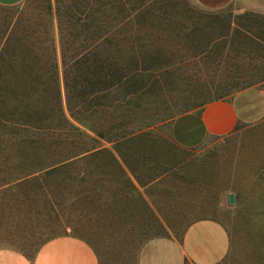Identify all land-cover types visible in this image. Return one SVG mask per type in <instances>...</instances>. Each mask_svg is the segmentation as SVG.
<instances>
[{"label": "rangeland", "instance_id": "obj_1", "mask_svg": "<svg viewBox=\"0 0 264 264\" xmlns=\"http://www.w3.org/2000/svg\"><path fill=\"white\" fill-rule=\"evenodd\" d=\"M127 1L128 7L143 3L145 16L153 20L154 27H145V32L163 39L169 38L170 32L189 30L181 24L211 22L214 37L224 45L211 60L185 55L190 63L185 68L177 69V62L165 70L150 71V76L131 90L135 94L123 95L122 88H115L111 99L119 94L125 96V102L117 108L100 106L94 115L97 128L106 137L86 129L96 139L87 141V146L94 148L65 161L58 172L25 174L23 162L16 159L6 169L8 159L0 153V246L32 254L40 242L66 231L86 240L100 264H138L146 240L179 238L193 220L213 217L230 237V248L220 264H264V114L249 117L229 135L210 138L194 148L179 146L171 131L176 116L200 109L217 94L239 103L255 99L252 91L261 86L264 76V13L244 7L242 0L220 10L204 9L194 0ZM50 2L55 7L56 0ZM45 4L46 0H23L0 7V17L34 15ZM164 17L172 23L165 30L157 23H166ZM129 18L132 21H123L112 31L120 39L139 30L133 22L135 14ZM157 46L174 48L165 40L157 41ZM182 54L177 52L172 61H181ZM58 65L65 105L63 70ZM236 67L240 81L254 84L228 86L236 81V72H229ZM244 91L251 92L242 97ZM95 100L104 101L105 97L97 94L87 103ZM116 134L132 140L120 144L128 139L115 140ZM127 146L139 150L138 154L130 150L128 161L131 166L142 164L138 169L142 181H147L145 173L160 174L150 190L139 186L118 155V151L128 153ZM106 151L116 156L120 171ZM121 171L140 187L141 197L130 195ZM229 194L233 195L232 204Z\"/></svg>", "mask_w": 264, "mask_h": 264}, {"label": "trees", "instance_id": "obj_2", "mask_svg": "<svg viewBox=\"0 0 264 264\" xmlns=\"http://www.w3.org/2000/svg\"><path fill=\"white\" fill-rule=\"evenodd\" d=\"M128 3L127 0H56L53 7L50 0H46V4L37 9L34 15L16 19L0 17V153L4 159H8L4 168L7 169L10 162L16 159L23 162L25 174L58 172L65 161L82 157L90 148H94L87 146V141L96 142V139L88 135L86 129L100 138L106 137L105 132L97 128L94 115L100 106L117 108L125 102V96L119 94L111 99L115 88H122L123 95L135 94L136 91L131 90L145 77L148 78L150 71L167 69L177 62L180 63L177 69L185 68L186 64H190L185 61V55L211 60L224 45L214 37L212 29L215 27L211 22L190 26L181 24L189 30L170 32L169 38L163 39L150 31L145 32V27L150 30L154 27L151 24L153 20L145 16L143 3L130 7ZM6 6L0 4V7ZM132 13L135 14L133 22L139 30L120 39L112 31L123 21H132L129 18ZM164 18L167 21L164 24L157 20L163 30L172 25L168 17ZM253 20L257 24V20ZM159 40H165L168 45L172 43L176 50L166 46L155 47ZM180 51L183 53L181 61H172ZM59 63L63 70L65 105L62 101ZM237 70L238 67L229 71L231 75L236 72V81L228 86L243 88L254 84L240 81ZM262 79L263 82L264 76ZM233 87L230 89H235ZM97 94L105 97V100L87 103ZM220 98L222 95L217 94L200 106ZM116 135L115 140L121 137L128 139L120 144L132 140L121 134ZM48 148L51 151H47ZM66 148L75 151L68 152ZM127 150L128 153L118 151V155L139 186L150 190L149 186L157 184L160 174L145 173L147 181H142L138 170L142 164L131 166L128 161L130 150L131 154H138L139 150L134 146H127ZM106 153L115 169L120 171L122 168L116 156L109 151ZM121 172L126 176L130 195L141 197L140 187L137 188L126 171ZM61 234L70 233L65 231ZM45 240L38 244L32 254L11 247L31 258Z\"/></svg>", "mask_w": 264, "mask_h": 264}, {"label": "crops", "instance_id": "obj_3", "mask_svg": "<svg viewBox=\"0 0 264 264\" xmlns=\"http://www.w3.org/2000/svg\"><path fill=\"white\" fill-rule=\"evenodd\" d=\"M23 0H0L14 5ZM207 10H219L236 0H194ZM244 7L264 13V0H242ZM249 90V89H247ZM243 92V91H242ZM246 92V93H245ZM244 91L240 95L248 96ZM250 102L214 99L196 111L184 112L172 122L174 141L181 147L194 148L210 138L234 132L250 117L264 114V81ZM245 101V100H244ZM230 248L226 228L213 217L193 220L179 238L156 236L146 240L139 251L138 264H220ZM0 264H100L94 248L84 239L72 235H55L45 240L28 258L19 250L0 246Z\"/></svg>", "mask_w": 264, "mask_h": 264}, {"label": "water", "instance_id": "obj_4", "mask_svg": "<svg viewBox=\"0 0 264 264\" xmlns=\"http://www.w3.org/2000/svg\"><path fill=\"white\" fill-rule=\"evenodd\" d=\"M228 201H229L230 204L233 203L234 199H233V195L232 194H229Z\"/></svg>", "mask_w": 264, "mask_h": 264}]
</instances>
